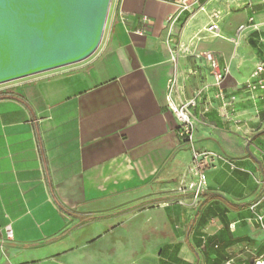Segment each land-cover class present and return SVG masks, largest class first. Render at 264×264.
<instances>
[{"label": "crops", "instance_id": "0c3cea01", "mask_svg": "<svg viewBox=\"0 0 264 264\" xmlns=\"http://www.w3.org/2000/svg\"><path fill=\"white\" fill-rule=\"evenodd\" d=\"M183 1L111 0L89 58L0 86V264H253L264 253L253 220L264 217V91L245 87L264 65V0ZM212 13L219 37L204 30ZM205 52L227 71L219 88ZM170 79L176 104L206 89L192 145L167 109ZM193 148L218 157L198 200L177 192Z\"/></svg>", "mask_w": 264, "mask_h": 264}, {"label": "water", "instance_id": "95a60500", "mask_svg": "<svg viewBox=\"0 0 264 264\" xmlns=\"http://www.w3.org/2000/svg\"><path fill=\"white\" fill-rule=\"evenodd\" d=\"M110 1L0 0V85L89 58Z\"/></svg>", "mask_w": 264, "mask_h": 264}, {"label": "built area", "instance_id": "2783aa9c", "mask_svg": "<svg viewBox=\"0 0 264 264\" xmlns=\"http://www.w3.org/2000/svg\"><path fill=\"white\" fill-rule=\"evenodd\" d=\"M189 5H186L185 0L181 3L182 9H187ZM219 13L211 14V22L204 29L212 37H219ZM172 23L175 19L172 17L168 19ZM252 19L249 20L251 22ZM247 26L240 25L235 32V36L231 41L236 44L239 40L241 34L246 30ZM204 60L209 64L211 69V75L214 79V86L219 88L222 81L224 80L227 71L221 70L218 66L217 61L211 53L205 52L202 54ZM174 60V59H173ZM264 65L259 64L255 67L254 71L251 73L249 80L245 83L246 89L254 94L257 92L264 91ZM176 90V80L170 79L166 85V106L170 113L174 116L177 123V135L180 139L185 141L188 145H192L194 141L195 134V118L193 111L197 106V102L202 96L206 93V89L198 90L195 95L182 102L176 104L172 99V94ZM215 99H218L222 102V106L225 107L230 105L234 98H230V101H226L224 93L219 90L215 95ZM218 157L209 151H201L197 149H192L191 152V163L188 168L187 173L192 176V179L188 182L181 181L180 186L177 188V192L181 195L190 194L194 200H198L200 195L204 193L207 189L206 181V172L213 167V163ZM184 179V178H183ZM264 199V194H263ZM255 205L251 207V210L254 209ZM260 227L264 230V217L261 215H256L253 218ZM5 237L7 240L12 239V231L10 227L5 229ZM253 264H264V253L256 258Z\"/></svg>", "mask_w": 264, "mask_h": 264}, {"label": "rangeland", "instance_id": "374dc122", "mask_svg": "<svg viewBox=\"0 0 264 264\" xmlns=\"http://www.w3.org/2000/svg\"><path fill=\"white\" fill-rule=\"evenodd\" d=\"M100 45V44H99ZM99 47V46H98ZM84 61V60H83ZM9 83H14V81L12 82H9ZM8 83H5V84H1L0 86H3V85H7Z\"/></svg>", "mask_w": 264, "mask_h": 264}]
</instances>
